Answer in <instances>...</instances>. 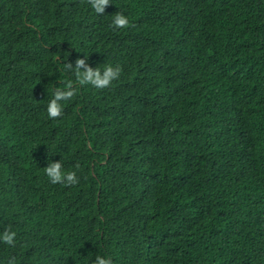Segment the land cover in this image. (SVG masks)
<instances>
[{"label": "trees", "instance_id": "obj_1", "mask_svg": "<svg viewBox=\"0 0 264 264\" xmlns=\"http://www.w3.org/2000/svg\"><path fill=\"white\" fill-rule=\"evenodd\" d=\"M77 58L120 75L81 85ZM8 225L0 264H264V0H0Z\"/></svg>", "mask_w": 264, "mask_h": 264}, {"label": "clouds", "instance_id": "obj_2", "mask_svg": "<svg viewBox=\"0 0 264 264\" xmlns=\"http://www.w3.org/2000/svg\"><path fill=\"white\" fill-rule=\"evenodd\" d=\"M109 0H89L90 7L96 14L103 13L105 5ZM130 24L127 15L121 12H116L111 19V25L115 29L126 28ZM86 58V55H85ZM85 58H77L75 65H66L67 68L73 70L77 77V81L81 85H90L95 89H105L109 87L120 75L121 69L119 65L113 66L105 64L103 67H90L85 65ZM76 93V89L69 86L61 89L53 90L52 97L49 99L46 107V113L49 118H56L62 114L64 102L70 100ZM44 172L50 183H64L65 185H74L79 181V177L75 171L65 170L61 160L49 161ZM16 231L11 226H5L0 231V242L5 245L15 244ZM6 264H15V257L9 258ZM91 264H112L110 257L106 255H95L91 260Z\"/></svg>", "mask_w": 264, "mask_h": 264}]
</instances>
